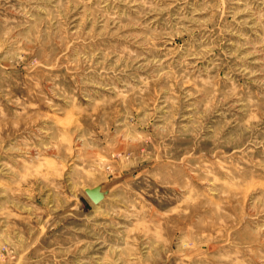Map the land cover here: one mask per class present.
Returning a JSON list of instances; mask_svg holds the SVG:
<instances>
[{
	"label": "rangeland",
	"instance_id": "rangeland-1",
	"mask_svg": "<svg viewBox=\"0 0 264 264\" xmlns=\"http://www.w3.org/2000/svg\"><path fill=\"white\" fill-rule=\"evenodd\" d=\"M0 264H264V0H0Z\"/></svg>",
	"mask_w": 264,
	"mask_h": 264
},
{
	"label": "water",
	"instance_id": "water-1",
	"mask_svg": "<svg viewBox=\"0 0 264 264\" xmlns=\"http://www.w3.org/2000/svg\"><path fill=\"white\" fill-rule=\"evenodd\" d=\"M88 197L96 204L100 203L108 195L109 190L104 183L85 189Z\"/></svg>",
	"mask_w": 264,
	"mask_h": 264
}]
</instances>
